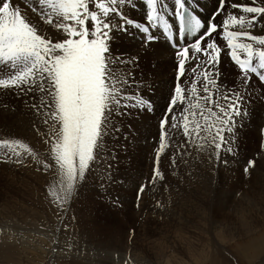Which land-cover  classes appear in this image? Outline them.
<instances>
[{"label": "rangeland", "instance_id": "1", "mask_svg": "<svg viewBox=\"0 0 264 264\" xmlns=\"http://www.w3.org/2000/svg\"><path fill=\"white\" fill-rule=\"evenodd\" d=\"M40 10L39 0H21L55 42L62 18L44 7L49 24ZM250 30L264 34L259 24ZM158 49L138 70L155 113L115 117L119 130L103 145L86 143L75 163L56 149L52 94L19 86L29 83L30 64L14 62L9 76L0 63V264H264V57L248 70L226 54L210 77L192 59L174 92L173 50ZM113 76L119 86L125 69Z\"/></svg>", "mask_w": 264, "mask_h": 264}, {"label": "snow or ice", "instance_id": "2", "mask_svg": "<svg viewBox=\"0 0 264 264\" xmlns=\"http://www.w3.org/2000/svg\"><path fill=\"white\" fill-rule=\"evenodd\" d=\"M39 4L49 24L52 19L43 13L44 7L62 18L56 28L62 29L63 36H57L55 42L42 36L21 11V0H0V63L8 68L9 76L15 74L14 62L30 64L29 83L19 86L52 94L61 125L56 149L71 156L73 163L86 143L103 145L110 129L119 130L115 117L134 121L155 113L158 102L148 90L147 76L138 75V70L158 55L161 38L177 62L174 92L180 91L186 63L199 62L201 55L209 77V69L219 64L225 46L235 63L257 48L258 54L253 52L249 63L264 57V34L231 30L237 25L252 29L258 24L264 30V0H252L251 5L217 0L207 14L200 0H174V6L169 0H39ZM128 5L146 11L133 20L127 17ZM24 9L28 10L26 4ZM234 10L245 15L238 16ZM110 14L124 23L114 24ZM241 38L248 42H240ZM125 39L131 41L127 47L120 43ZM116 66L125 69L119 86L113 76ZM10 86L17 84L14 81Z\"/></svg>", "mask_w": 264, "mask_h": 264}, {"label": "bare ground", "instance_id": "3", "mask_svg": "<svg viewBox=\"0 0 264 264\" xmlns=\"http://www.w3.org/2000/svg\"><path fill=\"white\" fill-rule=\"evenodd\" d=\"M137 2H139V0H137ZM238 2V1H237ZM200 3L202 4V5H204V7H205V9H206V14L209 12H211V11H213L214 10V8H215V6H216V3H217V0H200ZM230 3V0H227V4H229ZM239 3H241V2H239ZM171 5H173L174 6V0H173V2L171 3ZM143 11H146V9H142V10H140V9H135V8H131V9H129L128 10V14H127V16H131L130 18H132L133 20H134V17L135 16H139L140 18H141V16H142V12ZM239 11V10H238ZM237 14V13H236ZM239 15V14H238ZM34 16H36V14L34 15ZM45 17V16H44ZM246 17H247V15H246ZM36 18V17H35ZM37 19H39V17H37ZM43 19V18H42ZM218 19H220V18H218ZM40 21V20H39ZM41 21H43V20H41ZM40 21V22H41ZM123 21V20H122ZM36 22V21H35ZM54 22V21H53ZM118 22V21H117ZM124 22V21H123ZM217 22H219V20L217 21ZM33 23V22H32ZM37 23V22H36ZM42 23V22H41ZM46 23V22H45ZM33 24H35V23H33ZM55 24H56V22H55ZM44 25V24H43ZM46 26H47V24H45ZM44 27V26H43ZM52 27V26H51ZM239 27V26H238ZM237 27V30H250V29H241V27L240 28H238ZM49 28V27H48ZM54 28V27H53ZM134 28V27H133ZM44 29V28H43ZM42 29V30H43ZM50 29V28H49ZM52 31V30H51ZM251 32H252V30H250ZM43 32V31H42ZM261 32V31H260ZM259 32V33H260ZM53 33H55V32H53ZM42 35V34H41ZM43 35H44V33H43ZM42 35V36H43ZM51 35V34H50ZM52 36H53V34H52ZM48 37V36H47ZM57 37V36H56ZM52 39V38H51ZM241 41V40H240ZM158 47H160V48H162V49H164V50H166V51H171V49L170 48H168L165 44H164V42L162 41V38H161V42H160V44L158 45ZM224 54H225V56H224ZM226 54H227V50H226V46H225V49H224V51H222V53H221V57H220V61H221V66L223 65V64H225L226 63ZM169 55V54H168ZM162 56V55H161ZM162 59H166V57H162ZM204 57H202V58H200V62H204ZM168 60H170L171 62H173V61H175V55H174V52L172 51L171 52V55H170V57H169V59ZM167 60V61H168ZM245 60L246 61H243L242 63H243V65H245L246 63H249V59H247V58H245ZM156 61V60H155ZM195 61H197L196 59H195ZM151 62V61H150ZM157 62V61H156ZM162 62V61H161ZM238 64V63H237ZM252 66V68H251V70H253V64L251 65ZM174 72H175V67H176V63L174 62ZM243 67V66H242ZM185 68H186V65H185ZM120 70V69H119ZM185 70V69H184ZM123 72V71H122ZM154 73V72H153ZM250 74H251V72H250ZM6 76V75H5ZM20 76V75H19ZM122 76V75H121ZM182 76V75H181ZM14 77V76H13ZM12 77V78H13ZM174 78H175V73L173 74V79H172V85L174 84ZM122 79V78H121ZM5 83V79H3L2 81H1V84H4ZM6 85V84H5ZM227 85V84H226ZM2 87V86H1ZM224 89V88H223ZM1 91H2V89H0V94H1ZM2 96V95H1ZM17 96V95H16ZM11 97V96H10ZM18 97V96H17ZM5 98V97H4ZM12 99V98H11ZM0 100H1V97H0ZM13 101V100H12ZM11 101V102H12ZM14 103V102H13ZM167 103H169V101H167L166 103H165V105L167 104ZM2 105V104H1ZM165 105H164V108H163V110L165 111ZM18 106V105H17ZM20 106V105H19ZM22 106V105H21ZM2 110V109H1ZM164 111H163V113H164ZM162 113V114H163ZM55 114V113H54ZM162 114L160 115V118H161V116H162ZM28 116V115H27ZM25 118V117H24ZM23 119V118H22ZM43 126V125H42ZM17 146V145H16ZM15 147V146H14ZM83 148V147H82ZM9 149V148H8ZM20 149V148H19ZM15 150V149H14ZM8 151V150H7ZM88 151V150H87ZM27 152V151H26ZM10 154V153H9ZM29 154V153H28ZM27 154V155H28ZM7 157V156H6ZM29 157V156H28ZM35 157V156H34ZM38 157V156H37ZM36 158V157H35ZM34 158V159H35ZM28 159H30V158H28ZM32 159H33V157H32ZM31 160V159H30ZM26 163V162H25ZM32 177V176H31ZM8 184V183H7ZM3 250V249H2ZM3 252V251H2ZM5 254V253H4ZM2 256V255H1ZM141 256V255H140ZM6 257V256H5ZM7 258V257H6ZM6 260V259H5ZM9 260V259H8ZM138 260V259H137Z\"/></svg>", "mask_w": 264, "mask_h": 264}]
</instances>
